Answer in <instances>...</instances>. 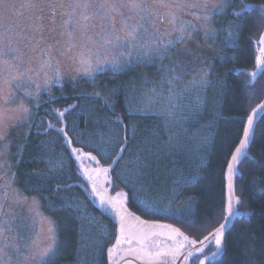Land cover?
Listing matches in <instances>:
<instances>
[{"label": "trees", "instance_id": "trees-1", "mask_svg": "<svg viewBox=\"0 0 264 264\" xmlns=\"http://www.w3.org/2000/svg\"><path fill=\"white\" fill-rule=\"evenodd\" d=\"M256 5L264 9V0H226L215 17L218 35L210 40L217 51L215 57L209 54L213 64H208L207 92L182 113L139 108L141 72L146 71L142 66L103 70L90 86L91 79H86L56 87L33 108L29 132L11 169L14 183L39 199L54 219L57 240L63 242L54 264H116L121 258H109L117 224L92 196L60 132L64 121L74 147L102 166L112 164L126 144L108 173L107 186L112 196L123 194L141 217L172 223L195 239L224 222L228 162L247 117L264 100V67L255 79L250 73L257 68L264 31V12L249 8ZM241 9L243 15H238ZM58 111L64 112L62 119ZM82 159L88 170L97 169L94 160ZM55 162L61 166L54 167ZM235 193L240 214L225 233L223 255L207 264H264V113L238 163Z\"/></svg>", "mask_w": 264, "mask_h": 264}, {"label": "snow or ice", "instance_id": "snow-or-ice-1", "mask_svg": "<svg viewBox=\"0 0 264 264\" xmlns=\"http://www.w3.org/2000/svg\"><path fill=\"white\" fill-rule=\"evenodd\" d=\"M14 5L7 3V0H0V141L4 140L7 135V128L19 121H26L29 109L24 105L23 101L10 108V105L17 98V91L28 95L27 89L22 87L23 82L31 81L32 76L36 75L30 67H25L21 71V67L25 64V58L29 52H36L39 48L38 55L42 57L40 70L43 71L47 67L52 66V55L50 52L40 48L43 36L37 37L36 33H42L47 24L56 25L59 21V35L66 42V50L71 51L76 47L75 36L78 32L80 36L85 37L87 41L101 43L102 46H125L135 48L137 41L144 40L139 45L148 52H156L159 57L168 54L170 48L175 47L177 43L191 40L193 38V30H202L205 39H215L218 35L216 29L211 25L216 16L220 15L226 4L215 3L213 0H24L20 5L18 15L23 18L22 22H17L13 12ZM186 9H199L203 15L192 13L196 20L203 21L199 25V29L192 24L191 21L181 23L176 28L178 13H183ZM27 13L28 15H25ZM238 15H243V10ZM117 17H119V27H117ZM93 21H96L93 23ZM170 26L176 35L165 40L159 33L160 25ZM99 29L94 35L91 34L92 29ZM151 29V32L149 31ZM48 31H55V28L49 27ZM148 36L149 39L144 37ZM98 37L97 41L95 38ZM230 40L232 39L229 32ZM57 44L60 43L58 40ZM259 44L260 56L256 58L257 66L264 65V34H261ZM51 47V46H50ZM86 47V45H81ZM186 47V45H185ZM122 56H131L130 52L121 53ZM31 60V57H28ZM78 62L82 65L79 71H82L88 77L101 67V62L96 61L93 67L90 59L80 55ZM104 64L111 65L113 70H120L124 65L119 60L104 61ZM203 75L206 77L208 72ZM255 78V73L252 74ZM59 78V73H57ZM53 81L46 80L45 85L51 84ZM202 83L206 84L204 80ZM15 89V90H14ZM98 95V94H97ZM264 112V103L258 104L252 109V114L247 117V125L244 128V138L240 141L239 147L236 148L231 160L228 162V193L225 211L227 213L225 222L233 216L240 213L234 212V203H239V197L235 195L232 177L236 164L242 155L243 150L247 147L249 133L253 128L254 116L257 112ZM58 118H63L64 112H57ZM120 118L117 117V122ZM11 121L12 123H7ZM60 131L67 137V133L63 129ZM126 139V137H125ZM70 143V141H69ZM126 145H122L120 152L124 151ZM73 153L78 154L77 159L87 156L88 159L95 160V157L82 153L80 149H72ZM0 155H3L0 152ZM120 155V153H117ZM50 163H52L50 161ZM54 167H59L60 162H55ZM109 169L97 168L95 172L97 177H93L87 173V178L92 181L93 192L98 193L96 179L100 173H106ZM18 196V193H14ZM117 195H122L118 193ZM7 198V193H5ZM19 202V201H17ZM34 202V201H33ZM35 203V202H34ZM109 203H112L111 201ZM78 206V205H77ZM113 206H118L123 211L121 201H116ZM3 205H0L2 210ZM13 221L0 220V264H54L60 258L63 242L56 238L55 229L52 221H47V228L43 229L47 233L44 240L46 244L42 245L40 235L37 234L31 238L25 239L18 234L12 235ZM153 228L164 229L160 235H166L174 242V246L160 247L155 245V250H150L147 243L149 236L158 233L149 231L137 234L127 233L125 230L124 217H121L120 237L117 238L116 245L108 249L109 258L116 255V251L122 244H131L133 239L140 243L139 248H129L124 251L130 254L138 255L140 259H147L149 264H174L175 259L185 249L186 245H191V250L185 254V259L192 264H205L206 260L219 257L223 252L225 239V223L219 225L214 231L203 236V239L190 238L179 229L171 225L151 226ZM129 238L125 239L124 237ZM178 237L182 239H177ZM215 247L210 255H205V249L209 246ZM79 251V249L77 250ZM203 257V258H201Z\"/></svg>", "mask_w": 264, "mask_h": 264}, {"label": "rangeland", "instance_id": "rangeland-1", "mask_svg": "<svg viewBox=\"0 0 264 264\" xmlns=\"http://www.w3.org/2000/svg\"><path fill=\"white\" fill-rule=\"evenodd\" d=\"M213 2L226 4V0H213ZM7 3L15 6L13 9V12L17 13L15 20L22 22L23 18L18 13L23 11L20 9V5L24 3V0H7ZM192 13L203 15L199 9H186L183 13H178L175 27L179 28L181 23H187L190 19H193V25L199 29V25L203 21L196 20L195 15ZM25 15L28 14L25 13ZM119 19L117 17V27H119ZM95 22L93 21V23ZM45 23L47 24L45 30L42 33H36V36L44 37V40L40 43V48L51 53L53 57L52 66L41 71L40 63L42 57L38 55L40 49L38 48L36 52L28 53V57H31V60L29 61L28 57L25 58V64L21 67V71L25 67H30L37 74L32 76L31 81H25L22 84V87L27 89L29 94L26 95L17 91V98L8 107L14 109L17 104L23 101L24 105L29 109V113L26 121H19L8 127L7 137L0 141V152L3 153V155H0V205H3L2 210H0V220H14V223H12V235L18 234L28 239L39 234L42 245L47 243L44 240L47 233L43 231L48 226L47 221L53 222L56 238L57 226L54 219L42 209L40 200L27 195L14 183V174L11 168L29 132L33 108L43 101L45 94L50 93L56 87L62 88L67 83L73 85L81 84L86 79H91L88 82V86H90L101 71L112 68L111 65L104 64V61L119 60L124 65L118 70L120 72L137 66H142L146 69V71L141 72L140 67H138L139 70L137 71L141 72V78L144 80L137 99L139 108L145 113H182L183 110L186 111L191 107L192 101L207 92L209 86L208 64H213V56L215 57L217 51L216 47L215 51L213 50L211 39L204 38L202 30H193V38L191 40L177 43L178 47L175 45L176 47L170 48L168 54L162 58L154 51L148 52L145 48H140L139 45L144 43V40L137 41L135 48L123 45L118 47L102 46L101 43L87 41L78 32L74 41L76 47L72 48L71 51H67L66 42L59 35L60 28L58 25L60 22L57 21L56 25H51L46 20ZM211 26L215 29V18ZM49 27L55 28V31H48ZM98 31V28L92 29L91 34L94 35ZM149 31L151 32V29ZM157 35L167 40L175 36L176 33L170 26H165L161 23L159 33H155L152 38ZM144 38L149 39L150 42L148 36L145 35ZM95 39L99 40L98 37ZM58 40L60 41L59 44L56 43ZM81 45H86V47H81ZM125 52H130L131 56H122L121 53ZM213 52V56H209ZM81 54L91 60L93 67L96 66L97 60L101 62L100 69L92 77H88L85 73L79 71L82 68V65L78 62ZM205 71L208 72L206 77L203 75ZM57 73H59V78H57ZM46 80L53 82L45 85ZM204 80L207 81L206 84L202 83ZM147 84L149 85L144 87ZM81 92L86 93L87 90L81 89ZM0 103H2V100H0ZM7 123L11 124L12 122L8 121ZM5 193H7V198H5ZM14 193H18V196ZM129 248L135 249V247L130 246L121 248L118 258L126 255L138 256L124 251Z\"/></svg>", "mask_w": 264, "mask_h": 264}, {"label": "water", "instance_id": "water-1", "mask_svg": "<svg viewBox=\"0 0 264 264\" xmlns=\"http://www.w3.org/2000/svg\"><path fill=\"white\" fill-rule=\"evenodd\" d=\"M253 7H256V8H258V9H260V10H262L264 12V9L261 6L256 5V6H250L249 8H253ZM262 34H264V31H263ZM260 55L261 54H260V51H259L258 56H260ZM261 59L264 60V56H262ZM256 65H257V63H256ZM263 67H264V65L257 66L256 70L251 71L250 73L251 74L255 73V78H257V76L263 70ZM262 103H264V100L262 101ZM263 113L264 112L258 111L257 114L254 116L253 128H252V130L249 133L248 144H247V147L243 150L242 155L239 158V162H240L241 158L244 156V154L247 152L248 146H249L250 142L253 139L254 132H255V127H256V124L258 122V119L260 118V116ZM251 114H252V112H251ZM246 125H247V121H246L245 127H246ZM60 129H63L64 132L67 133V137H65V135L60 131L61 134L63 135L64 139H65V142H66L68 148L70 149V152H71L72 156L77 159V155L78 154L72 152V149H76V148L74 147L73 142H72V139H71L70 135L67 132L66 121H64L63 126ZM243 138H244V132H243V135H242L241 140ZM69 141H70V143H69ZM124 145H126V144H124ZM239 145H240V142L238 143V145L236 146V148L239 147ZM236 148L234 149L233 153L235 152ZM123 152L121 153L120 150H119L118 153H120V155H116V157L114 158L112 164L107 165V166H102L99 161H96V159L94 160L96 162V164H97V168H107V169H109L108 172H106V173H100L98 175V178L96 179L97 188L99 190L98 193H94L93 192V184H92V181H89L88 178H87V173H90L94 178L97 177V173L95 171L88 170V168L84 164V161H83L82 158L81 159H77L78 162H79V166L81 168L82 174L84 175L86 181L88 182L89 188H90V190L92 192V196L97 200V203L100 206V208L102 209V211L108 217H110L112 220H114L116 222V224H117V235H116L115 242H114V244L112 245L111 248H113V246L116 245L117 238H119L120 235H121V233H120L121 217H124L125 230H126L127 233L137 234L138 235L141 232H149V231L156 232V233H158L157 235L149 236L147 243L149 245H151L153 248L157 244L160 247L164 248V247H166V245H168V242L170 241V239L166 235H160L159 233L162 232V231H165V230L164 229H160V228H153L151 226L171 225L172 227L177 228L180 231H181V229L178 228L176 225H174L172 223H169V222H162V221L150 220V219H146V218L141 217L140 215H138L134 210H132L126 204L125 197H122L120 195L112 196L111 193H110V191H109V188L107 186V181H108L107 176H108V173H109L110 170H112L115 167V165L117 164L118 160L122 157ZM82 153H84V152L82 151ZM233 153H232V155H233ZM89 155L92 156V154H89ZM232 155L230 157V160L232 158ZM238 163L236 164V167L234 169V174H233V177H232V184H233L234 192H235V177H236ZM227 170H228V167H227ZM227 170H226V176H227V179H226V192L228 193V189H227V186H228ZM227 193H226V198H227ZM235 195H236V193H235ZM110 201L112 203H109ZM116 201H121L122 202V204H123V211L120 209V207H118V206H115L114 207L113 206V204ZM234 212H237L236 203H234ZM235 216L236 215L231 216L227 220V222H225V220H224L223 223H225V233L230 228V226H231V224H232ZM124 238L127 239L129 237L126 236ZM155 238H156V241L153 242V243H151L153 241V239H155ZM177 239H182V238L178 237ZM131 245H138V246H140V243H139L138 240L133 239L132 240V243L130 245L129 244H126V243L125 244H122V245L119 246V249L124 248L126 246H131ZM191 248H192V246L190 245V247L182 254L183 257H185L186 252L189 251V250H191ZM223 253H224V245H223V252H222V254L219 257H216L215 259H219L223 255ZM208 261L209 260H206L205 261V264H207Z\"/></svg>", "mask_w": 264, "mask_h": 264}, {"label": "flooded vegetation", "instance_id": "flooded-vegetation-1", "mask_svg": "<svg viewBox=\"0 0 264 264\" xmlns=\"http://www.w3.org/2000/svg\"><path fill=\"white\" fill-rule=\"evenodd\" d=\"M190 21H192V24H193V19H190ZM155 241H156V238L153 239V241L151 243H153ZM149 246H150V250H155V247L153 248L151 245H149ZM171 246H174V242L172 240H170L168 242V245H166V247H171ZM127 247L128 246H126L124 248H127ZM130 247L139 248L140 246H138V245H131ZM189 247H190V245H186L185 249H183L181 251V254L175 259L174 264H192L191 261L184 259L183 255H182ZM208 249H209V247H207L205 249V255H209L213 251L216 250V249L215 250L214 249L213 250L211 249V250L208 251ZM119 251H120V249L116 252V255L111 258L112 261H115V258L118 256ZM201 258H203V257H201ZM115 263L116 264H149V261L147 259L141 260L139 258V256H134V255H132V256H129L128 255L127 256L126 255V256H123L120 259H118L117 262H115Z\"/></svg>", "mask_w": 264, "mask_h": 264}]
</instances>
